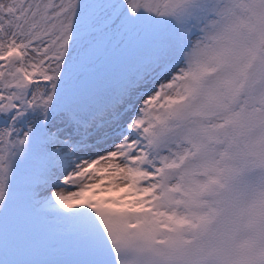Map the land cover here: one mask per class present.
Wrapping results in <instances>:
<instances>
[{"label": "snow or ice", "instance_id": "1", "mask_svg": "<svg viewBox=\"0 0 264 264\" xmlns=\"http://www.w3.org/2000/svg\"><path fill=\"white\" fill-rule=\"evenodd\" d=\"M0 264H264V0H0Z\"/></svg>", "mask_w": 264, "mask_h": 264}]
</instances>
